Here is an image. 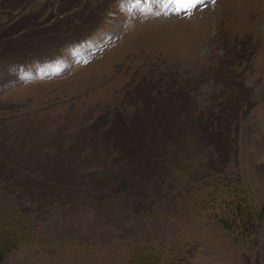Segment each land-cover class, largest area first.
Returning a JSON list of instances; mask_svg holds the SVG:
<instances>
[{
  "label": "rangeland",
  "instance_id": "obj_1",
  "mask_svg": "<svg viewBox=\"0 0 264 264\" xmlns=\"http://www.w3.org/2000/svg\"><path fill=\"white\" fill-rule=\"evenodd\" d=\"M46 1L24 0L23 10L7 1L0 22L39 18ZM86 3L70 27L61 28L65 35L77 39V26L101 18L105 0ZM111 6L104 24L68 49L43 34L50 20L40 21L33 37H20L25 51L12 43L0 47L18 54L0 64V197L8 194L13 209L32 220L34 238L17 244L2 264H128L137 247L159 250L165 264L177 256L189 264H264V219L255 238L225 229L216 214L197 209L188 197L157 188L152 177L161 162L150 158L156 136H175L188 147L200 136L191 119L174 125L177 115L169 107L176 108L175 100L151 99L155 79L197 85L190 102H181L192 114L221 89L222 61L231 68L244 61L254 105L239 130L233 162L254 203L262 205L264 0H117ZM213 10L220 11L215 38ZM245 32L252 36L250 50L237 54ZM152 100L162 104L159 119L150 112ZM215 127H202L203 135L214 136Z\"/></svg>",
  "mask_w": 264,
  "mask_h": 264
},
{
  "label": "trees",
  "instance_id": "obj_2",
  "mask_svg": "<svg viewBox=\"0 0 264 264\" xmlns=\"http://www.w3.org/2000/svg\"><path fill=\"white\" fill-rule=\"evenodd\" d=\"M7 1H12L11 8L13 10H23L22 8L26 7L29 2L27 0L26 4L23 2L24 0H0V7L5 8L8 4ZM69 2L70 0H47L43 6V15L39 18L27 15L14 23L11 20L6 23L0 22V47L12 43L16 46L21 45L22 48L25 42L20 37L27 36V34L28 37H33L31 32L40 26V21L46 20L51 21L49 24L51 27L48 32L43 31V34L51 35L53 40L64 39L67 41L69 36L65 35L67 34L65 30L68 26L70 27V18L76 17L79 5L83 2L86 5L87 0H73L67 6ZM111 2L112 0H105V7L110 6ZM66 15L71 16L67 17ZM58 16H61L62 20L52 22ZM64 26L65 30L63 31L61 28ZM48 35L44 36L48 37ZM243 40L245 42L241 45L237 43L236 47L233 46L234 52L237 54H240L241 49L242 53L245 50L246 52L250 50V39L244 36ZM25 48H22V51H25ZM16 55L18 54L15 52H1L0 50V64L3 65L7 57ZM227 61L228 59L222 61L220 67V76L225 81H222L221 89L215 92L211 101L207 102L206 108L203 107L202 110H199L200 107L196 105L195 112L192 114H187L190 112L188 109H184L185 105L181 102L186 100L184 98L190 102L191 95H193L191 90H194L197 85L196 87L192 86L188 84L190 83L188 81L186 84H179L180 82H176V78L164 82L160 77L155 79L157 85L150 94L151 99L160 96L161 99L166 98L167 102L175 100L176 108L169 107L177 115L174 125L183 122L187 124L188 119H191L195 123V127L191 126V130L200 133V136L197 140L192 138V146L189 147L172 139L175 136H156L152 141L154 145L153 152H150L152 153L150 158L155 164L158 163V160L161 162V170H159L160 174H155L152 177V182L157 188L166 190L168 194L174 191V195L182 196L183 200L188 197L187 202H193L197 209L216 214L218 221L225 229L235 231L243 237L255 238L264 219V202L261 206L254 203L250 191L238 173L239 171H235L237 166L233 162L238 159L239 130L254 102L242 75L244 61L240 63V60H237V67L233 68L226 64ZM238 66H241L242 70L238 71ZM228 67L229 69H227ZM145 78L146 76L141 80ZM134 85L138 87L137 82ZM135 86L131 91H136ZM180 94L182 96L178 97ZM179 105L180 107H178ZM186 106L188 108V105ZM159 108H162L160 100H152L150 112L152 111L151 113H154L153 116H156L157 119H159L157 116ZM143 109L144 114L147 113V106H143ZM226 111L228 113L224 116L226 120L224 122L217 121ZM157 119L154 118L156 123L159 121ZM213 124H216L212 131L215 135L210 137L203 135L202 127H210ZM225 126H228L232 133L227 131ZM204 179H206L205 182ZM0 191H4L2 187H0ZM8 198L9 195L5 193L0 197V264L4 261L6 254L17 244L34 240L28 232L32 220L25 215L24 211L18 210V212L13 209ZM128 264L165 263L159 250L151 247H137L132 251ZM167 264H189V261L183 256H177Z\"/></svg>",
  "mask_w": 264,
  "mask_h": 264
},
{
  "label": "snow or ice",
  "instance_id": "obj_3",
  "mask_svg": "<svg viewBox=\"0 0 264 264\" xmlns=\"http://www.w3.org/2000/svg\"><path fill=\"white\" fill-rule=\"evenodd\" d=\"M193 2H194V0H187V3L190 5L193 4Z\"/></svg>",
  "mask_w": 264,
  "mask_h": 264
}]
</instances>
